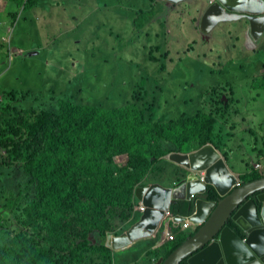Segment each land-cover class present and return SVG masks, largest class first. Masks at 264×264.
<instances>
[{
    "label": "trees",
    "instance_id": "16d2710c",
    "mask_svg": "<svg viewBox=\"0 0 264 264\" xmlns=\"http://www.w3.org/2000/svg\"><path fill=\"white\" fill-rule=\"evenodd\" d=\"M11 1L22 11L40 2ZM150 11L143 10L140 23ZM11 14L15 20L18 11ZM195 43L185 51L194 49ZM161 47L155 45L149 53L163 71L172 57L163 47L157 57L154 51ZM11 50L6 44L5 56ZM260 66L264 68V61ZM254 79L255 88H264V71ZM147 85L135 83L130 98L121 95V103L111 101L109 95L87 100L75 92L46 94L54 101L50 106L26 104L32 97L39 98L28 89L0 86V149L5 151L0 154V216L5 220L1 224L5 227H0V264H113L114 250L106 245V236L111 231L120 233L138 217L135 188L150 182L171 185L186 175L165 155L189 151L207 141L222 150L218 114H225L231 100L223 86L210 85L199 97L184 99L189 106L195 104L190 111L167 114L160 111L164 108L161 92ZM226 91L234 94L232 87ZM251 146L260 149L259 154L264 150V144L252 142ZM231 149L222 150L226 159ZM123 154L126 159L117 161L116 156ZM167 174L170 180L175 176L170 183L165 182ZM262 174L264 168H251L241 173V179ZM207 192L209 198L217 197L211 184ZM193 207V200L179 196L170 211L190 214ZM14 210L19 211L17 221L10 216ZM173 228L175 238L159 245L160 230L138 239L148 240L150 257L168 256L197 230Z\"/></svg>",
    "mask_w": 264,
    "mask_h": 264
},
{
    "label": "rangeland",
    "instance_id": "374dc122",
    "mask_svg": "<svg viewBox=\"0 0 264 264\" xmlns=\"http://www.w3.org/2000/svg\"><path fill=\"white\" fill-rule=\"evenodd\" d=\"M52 1L54 0H40L34 9L23 13L22 8L18 7L14 20L8 6L9 0H0V86L14 87L19 91L28 89L39 98L32 97L26 104L44 103L50 106L54 103L49 97L51 93L58 96L77 93L78 97L83 95L87 100L109 95L111 101L121 103V95L130 98L134 84L141 82L147 83L150 89L161 92L160 99L164 108L160 111L178 114L180 111H190L189 108L195 105L190 102L189 106L184 102L188 96L199 97L210 85L219 84L231 96L225 114H218L219 132L225 146L222 145V150L232 147L227 158L228 164L241 177V173L242 176L246 173V163L250 164L247 160L259 159L264 163V154H258L251 146L254 136L249 131L251 128L260 134L263 129L264 133V88L254 90L248 85L254 77L241 76L247 71H253V68L236 61L235 46L227 45L223 50L220 42L214 44L212 36L210 42H205L208 44L199 47H212L215 50L206 54L184 51L185 41L198 34L186 22L187 15L181 25L176 19H172L164 27L159 22L153 23L154 30H161L157 36L153 29H148L149 36H146L145 32L127 26L124 32L128 36L124 32L118 36V25L111 18L114 14L107 10L104 3L122 6L130 3L145 4L146 0H101V9L90 11L87 9L90 4H86L83 8L86 12L77 9L72 4L74 0H69V3H65L68 0H59L60 4L53 5L50 10L41 7L43 2L54 4ZM69 12L76 14V18H72ZM54 13L59 14L56 22L53 20ZM82 13H86L88 19L82 20ZM117 15L122 16L120 13ZM161 19L164 20V16ZM229 29L235 31L232 26ZM181 32L182 37L179 38ZM221 32L225 33L223 29ZM221 37L222 42L226 43L225 36ZM50 39L54 41L50 45H57L59 51H64L62 48L75 47L83 51L80 61L85 67L80 75L72 76L67 69L54 72L55 66L64 64L60 59L52 57L48 44ZM75 39L82 40L83 44H73ZM40 42L43 47H35ZM6 44H10L12 49L7 56ZM155 45H162L163 48L167 45L172 50L169 55L172 60H166L167 69L163 71L159 70V61L150 57L149 49ZM14 47H18L17 51L13 50ZM19 47L23 48L22 51ZM162 47L154 51L157 57L163 51ZM175 50H179L181 54L176 56ZM218 53L222 54L220 58ZM61 54L65 60L67 54ZM210 70L214 73H209ZM231 72H235L234 77L230 75ZM145 77H148L147 82ZM227 82L232 86L226 85ZM155 83L159 86L155 87ZM231 87L234 94L226 91ZM218 90L221 91V88ZM158 98L157 95V101ZM4 153L0 149V154ZM125 159L124 154L116 156L117 161ZM185 173L189 172L186 170ZM166 179H170L169 174ZM16 214H19L18 210L10 214L14 221H17ZM166 220L164 218L158 227ZM1 224H5L2 215L0 227H5Z\"/></svg>",
    "mask_w": 264,
    "mask_h": 264
},
{
    "label": "water",
    "instance_id": "95a60500",
    "mask_svg": "<svg viewBox=\"0 0 264 264\" xmlns=\"http://www.w3.org/2000/svg\"><path fill=\"white\" fill-rule=\"evenodd\" d=\"M239 19L244 22L245 45L255 47L264 32V0H208L199 28L207 37L219 23ZM165 157L189 173L171 185L150 182L137 186L134 195L144 209L123 231L108 233L106 245L125 249L152 236L163 216L175 224L188 218L197 230L168 256L151 258L147 264H264V174L241 181L210 141L189 151H170ZM208 184L217 197L209 198ZM179 196L193 200L189 216L170 211Z\"/></svg>",
    "mask_w": 264,
    "mask_h": 264
},
{
    "label": "crops",
    "instance_id": "0c3cea01",
    "mask_svg": "<svg viewBox=\"0 0 264 264\" xmlns=\"http://www.w3.org/2000/svg\"><path fill=\"white\" fill-rule=\"evenodd\" d=\"M94 1H95V3H94ZM52 2L54 4H50V2H43L41 7L44 9L48 8V10H50L53 5H59L60 4L59 0H54ZM69 2H70L69 0L65 1V3H69ZM72 4H75L76 8L80 9L81 12H83V11L86 12L83 9L86 4H90L87 7V9L90 11L96 10V9H101V0H74ZM207 4H208V0H181L179 2H170L168 0H146L145 4H143V3H139V4L130 3V4H123L122 6L110 5L107 2L104 3V5L107 7V10L113 12V14H114L111 18L118 25V28H119V33H117L118 36H120L122 34V32H124V29L126 28V26L128 28L132 27V28L138 30L139 32L143 31V32H145L146 36H149L148 29H153V33L157 36V35H159L161 30L160 31L154 30L153 23L159 22L164 27L166 23L171 22L172 19H176L177 23L179 25H181L184 23V21H183L184 16L187 15L186 16V22L188 23L189 27L193 31H196L198 34L196 37H194V38L192 37L193 39L188 38L185 41L186 45H185V47H183L184 51H185V48L192 42H196V43H195L194 49L188 50L190 52L192 51L195 53L196 51H199L202 54H206L207 52H211V51L215 50L212 47H208V48L199 47V45L204 46L205 44H208L205 42H210L211 38L213 36L214 37V44H217V42H220L221 43L220 46L223 48V50H225V47H227V45L235 46V51H236L235 56L237 58L236 61H238L240 64H243L245 67L251 66L253 68V71L251 70V71L245 72L244 74L241 75L242 77L252 76L255 78L257 76H261V74L264 71V68L261 67L262 65L260 66L261 61H264V47L259 52H256V51H252V49L254 47L250 48V47H247L245 45L243 20L239 19V20H234V21L221 22L211 30V32L208 34L207 37L204 36V34L202 33V31L199 28V21H200L201 15H202L205 7L207 6ZM8 6L10 8V11H15L18 9L15 2H13L11 0H9ZM36 6L30 8V10L34 9ZM143 10H151L150 13L147 14L146 19L144 21V24L139 22V17L143 14ZM25 12H26V10H25ZM21 13H23V11ZM118 13L122 14V16H118L117 15ZM69 14L71 15L72 18H76V16H77L76 14L71 13V12H69ZM162 16H164V20L161 19ZM58 19H59V14L54 13L53 20L56 22V21H58ZM81 19L82 20L88 19V17L86 16V13L81 14ZM137 23H139L140 25H137ZM230 26H232L233 28H236V29H234L235 31H233L232 29H229ZM221 29H223L225 33L221 32ZM124 34L128 36V33L124 32ZM221 36H225L226 43L222 42ZM178 37L179 38L182 37V32H181L180 36H178ZM129 39H130V37H129ZM190 39H192V40L189 41ZM259 39L261 41L260 42L258 41L259 43L256 46L264 44V32ZM52 42H54V41L52 39H50L48 44L50 45ZM129 42H128V44H129ZM77 43L83 44L82 40L75 39L73 41V44H77ZM181 43H183V42H181ZM38 44L39 45H36L35 47H39V48L43 47L41 42ZM16 48H18V47H16ZM19 48L21 50L20 49H18V50L22 51L23 48H21V47H19ZM165 48L169 49L172 52L170 46L167 47V45H166ZM50 49L52 50V53H51L52 57H56V58L60 59L64 64V65H60V66H55L54 72L67 69V70H69V73L72 76H77V75H80L81 72L84 70L85 65H83L80 61L81 55L83 52L82 50H79L78 48L75 47V49L62 48L61 50H64V51H59V48L57 45H50ZM157 50H159V49H157ZM59 52H60V54H59ZM61 52H64L67 54V57L65 60H64V55L61 54ZM149 52H150V49H149ZM171 52H170V54H171ZM175 52H176V56L181 54L179 50H175ZM221 55H222L221 53H218V56L221 57ZM92 58H95V57L92 55ZM213 64H216V62H214ZM219 64H220V62H219ZM234 73L235 72H231L230 75L232 77H234ZM254 78L251 80V82L248 85H250L255 90L256 88L253 86V82L255 83L256 81ZM226 85L232 86L229 82H227ZM249 131L254 136V139L252 142L258 143V145L262 147V144H264L263 129H261L260 134L251 128H249ZM253 148L259 154L260 149H257L255 147H253ZM261 154H264V150L261 152ZM252 160H254L255 162L256 161L261 162L264 165V163L259 159H253L252 158ZM246 166H247L246 171H248V164L247 163H246ZM181 168H183V167L181 166ZM183 169L186 171L185 168H183ZM173 180L174 179L172 176L171 180L165 179V182L169 181V183H170ZM162 226H161L162 229L170 227L171 229L174 230L173 226H179L180 227V224H175L173 220L168 218V220ZM161 227L159 228V230H160V236H159L160 241L157 243L158 245L161 242L166 241V240H163V236L161 235V230H162ZM192 228L193 227L191 226L190 228H187L185 230L182 229V230L190 231ZM147 242H148V240H142V241L138 240V241L134 242L131 246H129L125 249L114 250L113 264H147V262L151 258H153L152 256L150 257L149 254L147 253V251L149 250V248L147 247V244H146Z\"/></svg>",
    "mask_w": 264,
    "mask_h": 264
},
{
    "label": "built area",
    "instance_id": "2783aa9c",
    "mask_svg": "<svg viewBox=\"0 0 264 264\" xmlns=\"http://www.w3.org/2000/svg\"><path fill=\"white\" fill-rule=\"evenodd\" d=\"M249 166H248V171L251 169V168H262L263 167V164L261 162H258V161H254V160H249ZM144 209V206L142 205L141 202L137 203L135 206H134V210L136 212H140ZM191 214V213H190ZM188 216V215H187ZM180 225H181V228L182 229H187L190 225H191V221L187 218L183 221L180 222ZM162 236H163V240H169V239H174L175 238V235H176V232L171 229L170 227H167L165 229L162 230Z\"/></svg>",
    "mask_w": 264,
    "mask_h": 264
},
{
    "label": "clouds",
    "instance_id": "9594fccd",
    "mask_svg": "<svg viewBox=\"0 0 264 264\" xmlns=\"http://www.w3.org/2000/svg\"><path fill=\"white\" fill-rule=\"evenodd\" d=\"M248 162H249V161H248ZM248 166H249V165H248ZM239 177H240V175H239ZM240 178H241V177H240ZM240 180H241V179H240ZM240 182H241V181H240ZM138 202H139V200H138ZM138 202H137V203H138ZM192 213H193V211H192ZM189 215H190V214H188V216H189ZM180 222H181V221H180ZM180 222H179L178 224H180ZM191 226H192V225H190L188 228H190ZM180 227H181V225H180ZM192 227L195 228L196 226H192ZM193 228H192V229H193ZM181 229H182V228H181ZM162 230H163V229H162ZM162 230H161V232H162ZM184 230H185V229H184ZM161 243H162V242H161ZM161 243H160V244H161Z\"/></svg>",
    "mask_w": 264,
    "mask_h": 264
},
{
    "label": "bare ground",
    "instance_id": "6f19581e",
    "mask_svg": "<svg viewBox=\"0 0 264 264\" xmlns=\"http://www.w3.org/2000/svg\"><path fill=\"white\" fill-rule=\"evenodd\" d=\"M163 217H164V216H163ZM163 217L161 218V220L159 221V223H158V224H160V223H161V221H162Z\"/></svg>",
    "mask_w": 264,
    "mask_h": 264
},
{
    "label": "flooded vegetation",
    "instance_id": "af4514ba",
    "mask_svg": "<svg viewBox=\"0 0 264 264\" xmlns=\"http://www.w3.org/2000/svg\"><path fill=\"white\" fill-rule=\"evenodd\" d=\"M243 179H241V181H242ZM184 264V263H183Z\"/></svg>",
    "mask_w": 264,
    "mask_h": 264
}]
</instances>
